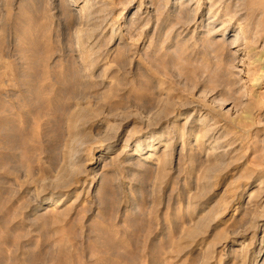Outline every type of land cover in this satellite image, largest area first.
I'll list each match as a JSON object with an SVG mask.
<instances>
[{"label":"rangeland","instance_id":"rangeland-1","mask_svg":"<svg viewBox=\"0 0 264 264\" xmlns=\"http://www.w3.org/2000/svg\"><path fill=\"white\" fill-rule=\"evenodd\" d=\"M0 264H264V0H0Z\"/></svg>","mask_w":264,"mask_h":264},{"label":"bare ground","instance_id":"bare-ground-1","mask_svg":"<svg viewBox=\"0 0 264 264\" xmlns=\"http://www.w3.org/2000/svg\"><path fill=\"white\" fill-rule=\"evenodd\" d=\"M87 19H88V18H87ZM88 21H89V20H88ZM97 152H98V149H94L93 152H92V155H95V153H97ZM48 200H49L50 202H53V201H54V198L49 197Z\"/></svg>","mask_w":264,"mask_h":264}]
</instances>
